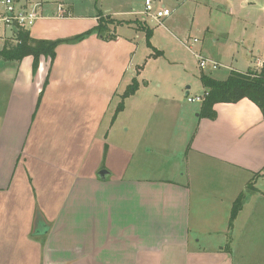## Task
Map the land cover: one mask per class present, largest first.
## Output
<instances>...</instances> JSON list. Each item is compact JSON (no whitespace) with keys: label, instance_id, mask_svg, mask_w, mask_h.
Listing matches in <instances>:
<instances>
[{"label":"crops","instance_id":"obj_1","mask_svg":"<svg viewBox=\"0 0 264 264\" xmlns=\"http://www.w3.org/2000/svg\"><path fill=\"white\" fill-rule=\"evenodd\" d=\"M55 13L41 15L30 35L51 40L72 37L93 27L98 17L82 22L85 17L73 16L69 8L64 17ZM139 15L119 23L129 30L124 34L143 31L146 21ZM115 24L109 25L108 33L115 34L110 42L92 32L62 53L69 42L58 44L53 63L41 56L34 76L31 56L21 61L0 58V85L10 88L0 115V264H264V118L249 99L215 104L214 119L199 117V106L184 155L186 181L129 178L113 172L109 160L114 149L109 144L104 149L97 132L110 97L107 89L116 90L122 82L116 83L111 74L116 70L111 48L130 45L118 35L123 33L116 32ZM13 34L0 30V50ZM13 99L17 103L10 106ZM20 100L31 103L23 125L28 131L22 143L9 145L8 155L1 150L4 123L10 112L24 116ZM47 105L58 112L46 115ZM16 130L11 127L12 134ZM53 136L58 144L47 146ZM91 156H96L95 163ZM103 168L108 173L101 177L98 172ZM184 176L180 171L179 178ZM251 181L254 190H246L229 229L232 202ZM20 197L27 204L23 216L15 207ZM203 197L211 198L215 210L228 212L221 230L231 233L230 245L206 249L190 242L191 200ZM34 209L49 225L44 234H32ZM22 217L26 233L20 239ZM91 226L88 240L82 234L90 229L91 235ZM246 230L252 238L241 244ZM250 246L257 247L252 255L246 249ZM258 247L263 249L259 252ZM237 248L241 262L233 255Z\"/></svg>","mask_w":264,"mask_h":264},{"label":"rangeland","instance_id":"obj_2","mask_svg":"<svg viewBox=\"0 0 264 264\" xmlns=\"http://www.w3.org/2000/svg\"><path fill=\"white\" fill-rule=\"evenodd\" d=\"M17 2L42 5L43 7L39 6V11L43 16L48 15L47 11L51 15L56 6L62 3L72 11L73 16H84L82 22H92L90 20L92 16L104 15L106 12L108 13L105 16L110 14L112 19L117 20L116 24L114 19L109 25L115 24L116 32L123 33L118 35L130 45L127 43L129 46L121 49L111 48L114 49L112 53L113 51L116 53L113 58L116 70L111 74L115 75L116 83L120 79L122 82L117 85L116 90L115 87L112 90L111 87L107 89L110 97L105 103V116L97 133L104 142V149L108 144L114 149L109 160L113 172L129 178H176L186 181L184 155L195 123L193 115L197 114L200 106L199 102H188L187 96L204 93L199 79L201 72L224 80L231 70L244 72L249 67L256 69L264 65V63L256 65V60L264 61V0H155V11L161 9L164 4L171 10V14L164 19L165 26H156L147 18L143 24L144 28L149 29V33L143 29L140 34H124L129 30L124 24L119 23L139 18V13L144 11V0H17ZM0 30L7 35L10 34L9 29ZM99 38L101 39L100 36ZM193 38L198 41L193 43L190 51L184 44H192ZM6 40L12 41L9 38ZM79 41L65 43L60 53L70 46L77 45ZM193 53H200L222 66L202 71ZM9 91L7 83L0 85V115L8 104ZM19 102L23 107L21 110L24 116L10 112L4 123L2 137L4 145L1 150L8 155L11 153L9 145L22 143L25 132L28 131L23 125L25 113L29 106L31 107V103L24 105L21 100ZM11 103L12 106L16 104V99L10 102V106ZM50 106L43 108L48 111L46 115L56 114L57 109H50ZM1 122L0 118V128ZM111 123L114 124L110 126ZM11 127L19 129L16 130L18 133L12 134ZM30 134L31 131L27 136ZM57 138L53 136L47 146L58 144L54 142ZM95 157L91 156L90 161L93 160L95 163ZM180 171L185 173L182 178H179ZM16 198L15 194L14 199L17 202ZM17 203L15 207L19 208L21 216L27 204L21 197L19 204ZM190 211L192 244L206 249L231 244L228 238L231 233L221 230L228 218V212L226 214L221 208L215 210L211 198H193ZM34 212L37 214L36 209ZM21 219V222H18L19 237L23 239L26 233L23 224L26 221H23V217ZM262 221L264 222V215ZM88 226L85 224L86 229ZM89 231L90 229L83 233L82 237L91 240L92 226L91 235ZM250 234V231H245L241 244L250 242L252 238ZM197 239L198 242H194ZM246 249L251 251L252 255L257 247L250 246ZM262 249L258 247L259 252ZM233 255L236 261L241 262L240 248H237V254Z\"/></svg>","mask_w":264,"mask_h":264},{"label":"trees","instance_id":"obj_3","mask_svg":"<svg viewBox=\"0 0 264 264\" xmlns=\"http://www.w3.org/2000/svg\"><path fill=\"white\" fill-rule=\"evenodd\" d=\"M114 19L111 17L98 14L97 23L88 30L76 34L68 38L59 39H44L34 38L30 35L29 30L18 28L14 31L12 41L6 40L0 50V58L9 61H21L25 56L32 57L31 73L34 76L39 66L41 56L49 59L50 64L53 63L58 44L73 40H81L86 35L96 32L103 40H111L115 38V34H109V24H112ZM149 33L148 28H144ZM108 33V34H106ZM15 41V42H14ZM200 82L207 92L204 100L200 103L199 117L214 119L216 112L214 109L217 103H235L241 99H249L261 111L264 118V65L259 68H248L244 72L231 70L224 80L213 78L209 74L201 72L199 76ZM48 83V75L44 80L43 87L39 93L37 105L43 89ZM128 93V92H127ZM258 174L255 173L254 177ZM246 190H254L252 181L248 182L246 189L241 191L233 200L229 213L228 228H231L232 222L240 211L246 196ZM227 252L229 247L226 246Z\"/></svg>","mask_w":264,"mask_h":264},{"label":"built area","instance_id":"obj_4","mask_svg":"<svg viewBox=\"0 0 264 264\" xmlns=\"http://www.w3.org/2000/svg\"><path fill=\"white\" fill-rule=\"evenodd\" d=\"M155 0H144V11L141 12L142 19L147 18L154 23V25L164 26V19L171 14V10L162 6L161 9L154 10ZM66 9L62 4L56 6L57 17H64ZM40 11L38 4H18L17 0H0V28H7L9 30L23 28L29 30L36 20L40 18ZM197 39L193 38L192 44H184L185 47L192 51L193 43H197ZM15 42V41H14ZM196 57L199 68L203 71L205 69H217L222 65L200 53H193ZM256 65H262L260 60H256ZM259 68V67H258ZM207 92L204 91L202 95L187 96L188 102L201 103Z\"/></svg>","mask_w":264,"mask_h":264},{"label":"water","instance_id":"obj_5","mask_svg":"<svg viewBox=\"0 0 264 264\" xmlns=\"http://www.w3.org/2000/svg\"><path fill=\"white\" fill-rule=\"evenodd\" d=\"M107 173H108L107 169H101L98 172L99 176L101 177L105 176ZM36 211L37 214H35L32 234L33 235L44 234L48 230L49 225L45 223L43 216L38 212V210Z\"/></svg>","mask_w":264,"mask_h":264},{"label":"bare ground","instance_id":"obj_6","mask_svg":"<svg viewBox=\"0 0 264 264\" xmlns=\"http://www.w3.org/2000/svg\"><path fill=\"white\" fill-rule=\"evenodd\" d=\"M65 9H66V8H65ZM0 29H7V28H0ZM14 30H16V29L9 30V31H12V34H13Z\"/></svg>","mask_w":264,"mask_h":264}]
</instances>
